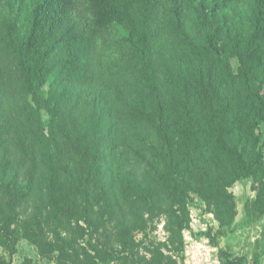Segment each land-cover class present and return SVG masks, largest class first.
Segmentation results:
<instances>
[{
	"label": "trees",
	"instance_id": "trees-1",
	"mask_svg": "<svg viewBox=\"0 0 264 264\" xmlns=\"http://www.w3.org/2000/svg\"><path fill=\"white\" fill-rule=\"evenodd\" d=\"M241 1L0 0V134L12 126L28 138L29 146H46L40 152L45 184L40 215L57 243H62L58 248L75 252L74 239L63 238L59 230L85 221L88 189L101 177V163L109 164L108 150L113 148L107 143L120 123L118 118L129 124L130 132H136L138 126L150 122L153 110L162 126H157V132L165 136L170 116L166 113L168 93L158 80L161 70L168 79L178 81L171 87L183 93L185 105L198 93L204 94L206 123L212 131L219 127L230 133L234 174L251 178L260 169L257 179L263 183L252 206L254 214L264 211L260 131L264 123V0H243L248 5L245 19L250 30L244 37L239 81L247 80V86L242 83L238 89L226 74L229 101L224 105L212 96L219 64L228 60L223 44L225 13ZM113 50L124 57L108 64L106 56ZM92 94L91 101L88 95ZM95 112L99 114L96 120ZM54 124L67 128L63 150ZM63 151L77 157L74 173L60 162ZM244 153L251 160L248 163L243 162ZM163 157L167 164L159 181L169 183L176 206L173 215L185 222L189 187L177 173L167 140ZM155 163L162 160L155 157L150 163L157 171ZM13 189L14 202L19 196L17 188ZM147 189L135 194L152 207ZM77 198L83 202L82 213ZM217 219L220 227L231 224L221 216ZM0 237L12 257L18 238L5 226H0ZM220 254L221 264H240Z\"/></svg>",
	"mask_w": 264,
	"mask_h": 264
},
{
	"label": "rangeland",
	"instance_id": "rangeland-1",
	"mask_svg": "<svg viewBox=\"0 0 264 264\" xmlns=\"http://www.w3.org/2000/svg\"><path fill=\"white\" fill-rule=\"evenodd\" d=\"M225 14L223 44L228 60L219 64L212 92L224 105L229 101L224 89L226 74L238 89L242 83L247 86V80L239 81V65L244 37L250 30L245 1ZM108 53V64L119 63L124 57L118 50ZM158 78L168 93L166 113L170 121L165 125V136L158 134L157 126H162L157 123V113L147 105L152 121L138 126L136 132H130L129 124L118 118L120 123L107 143L113 148L108 150L109 164L101 163V177L88 189L85 221H79L78 227L73 222V229L59 230L63 238L74 239L75 252L58 248L62 243H57L40 215L45 203L40 152L45 145L29 146L28 138L12 126L0 134V226L18 238L10 257L0 237V264H221L220 252L240 264H264V211L254 214L252 206L263 183L257 179L260 169L257 167L251 178H238L233 172L235 159L229 152L233 142L230 133L219 127L212 131L206 123L204 94L198 93L185 105L183 93L171 87L178 81L168 79L162 70ZM94 98L88 95L91 101ZM98 115L95 112L93 119ZM47 119L43 113V120ZM54 131L63 150L68 142L67 128L54 124ZM260 131L264 144V123ZM165 140L177 173L189 187L185 222L173 215L176 206L169 183L159 181L167 164L163 157ZM63 152L60 162L74 173L77 157ZM155 157L162 160L161 164L155 163L157 171L150 167ZM243 157L244 163L251 161L247 153ZM14 187L19 197L13 202ZM144 187L150 189L152 207L136 197L137 190ZM75 202L82 213V200L77 198ZM219 216L231 224L220 227Z\"/></svg>",
	"mask_w": 264,
	"mask_h": 264
}]
</instances>
